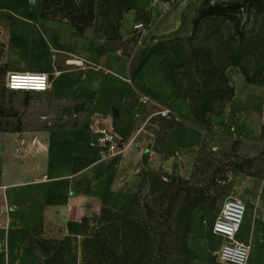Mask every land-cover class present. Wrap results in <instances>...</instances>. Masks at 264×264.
Segmentation results:
<instances>
[{
	"label": "rangeland",
	"instance_id": "obj_1",
	"mask_svg": "<svg viewBox=\"0 0 264 264\" xmlns=\"http://www.w3.org/2000/svg\"><path fill=\"white\" fill-rule=\"evenodd\" d=\"M40 1H33L37 8ZM148 1L152 2V10L137 0L140 11L132 9L124 13L121 29L125 24L131 36L126 40L122 37V40L107 41L111 49L132 55L137 65L150 52L161 54L158 56L162 63L172 70L168 80L178 85L181 96L191 97L197 103L213 101L216 111L226 94L225 80L229 81L231 68L249 84L264 89V11L256 8L260 3L264 7V0ZM222 1L242 4L234 19L210 16L195 26L208 4ZM96 7H99L96 26L87 29L95 35L112 17L108 13L113 14L116 5L97 0ZM131 11L136 16L129 18ZM173 11L178 13L176 19L170 14ZM139 23L145 26L141 31L135 28ZM6 50L7 45L0 36V132L87 126L89 121L95 122L92 118L64 116L49 97L8 90L6 81L10 72L5 61ZM133 107H127L125 118L117 124L114 120L95 122L101 128H111L114 124L118 138L116 151L121 150L122 137H128L143 124L144 119L131 117ZM165 108L148 121V127L157 134L156 152L163 149L172 124L182 127L190 121L177 117L170 109L164 115ZM191 117L190 122L194 121L204 132L200 145L179 150L174 156L155 152L147 157L139 173L140 184L129 194L133 197L132 203L115 210L93 202L81 236L50 238L42 224H33L27 219L12 221L11 206L0 189V264H48L49 260L56 264L61 259L65 264H83V257L87 255L85 247L93 238L106 242L111 251L125 255L129 264H224L219 254L225 240L214 234L213 222L228 198L243 199L247 194L237 184L240 176L264 174V129L260 140H252L233 127L217 131L209 118L205 123L202 116L198 118L192 113ZM202 192L221 196L218 209L210 208L211 202L206 200L186 212L185 197H201ZM254 204L253 200L248 201V206ZM130 222L137 225L134 235L141 239L136 249L132 248L133 240L124 238L132 235ZM21 225L22 229L15 228ZM251 234V225L245 219L237 239L250 244V264H264V229L260 248L253 243Z\"/></svg>",
	"mask_w": 264,
	"mask_h": 264
},
{
	"label": "crops",
	"instance_id": "obj_2",
	"mask_svg": "<svg viewBox=\"0 0 264 264\" xmlns=\"http://www.w3.org/2000/svg\"><path fill=\"white\" fill-rule=\"evenodd\" d=\"M141 4L152 10L151 1L141 0ZM170 14L178 16L177 11ZM135 16L134 11L129 13V18ZM128 29L122 26L124 40L131 36ZM0 36L7 45L9 72L47 73L53 80L48 91L19 92L49 97L66 117L117 124L125 118L127 107L134 105L131 117L144 119L135 132L122 137L123 148L113 153L99 141V124L90 121L87 126L0 132V189L11 206L12 221L42 224L50 238L81 236L93 202L120 210L137 190L143 163L156 152L157 134L148 121L162 107L191 121L190 103L178 96L161 57L150 58L134 76L137 59L132 55L111 49L93 31L78 34L67 23L41 17L32 0H0ZM229 81L235 96L222 115H209L212 128L233 127L249 139L260 140L264 89L249 84L232 68ZM190 121L168 130L163 149L156 153L174 156L179 150L199 146L204 132ZM111 128L115 130L114 124ZM237 184L247 193L237 199L247 205L250 199L255 203L248 206L245 219L251 225L253 243L260 248L264 177L243 175Z\"/></svg>",
	"mask_w": 264,
	"mask_h": 264
},
{
	"label": "trees",
	"instance_id": "obj_3",
	"mask_svg": "<svg viewBox=\"0 0 264 264\" xmlns=\"http://www.w3.org/2000/svg\"><path fill=\"white\" fill-rule=\"evenodd\" d=\"M104 3H112L114 2L115 12L112 14L110 11L108 14H111L109 21L102 26L101 30L96 32V36L98 38L104 39L107 38L106 41H117L122 40L121 35V24L124 20L123 15L125 12L137 9L139 10V5L137 4V0H102ZM97 0H41L40 4L38 5V12L41 17L46 19H52L55 21L67 23L73 26L78 34H83L87 29L96 26L97 21V10L99 7H96ZM258 11L263 12L264 7L263 4L260 3L256 5ZM242 4L239 2H225L222 1L220 3H210L208 4L201 12L199 18L195 21V26L197 27L199 22L206 17L210 16H220L234 19L236 14L241 10ZM140 11V10H139ZM112 18V19H111ZM104 35V36H100ZM161 55L157 52H150L148 53L143 59L140 60L139 64L137 65L133 75H137L140 70L143 68L144 64L152 57ZM168 74L172 70L170 67H167L166 63L163 62ZM213 70L216 71V66L213 65ZM212 70L209 71V74H212ZM226 83V94L222 97V104L220 105L219 111H216L214 108L215 103L213 101H207L202 103H197L191 97H182L180 89L176 83H172L177 87L178 96L180 98L186 99L190 103L191 112L196 117L203 118L204 122L207 123L209 121V116L206 118V115L209 114H218L222 115L224 111V107L227 102L231 101L232 98L235 96V88L229 84L228 79L225 80ZM210 88V87H207ZM181 127L178 124L174 123L170 126L169 129ZM20 131V130H18ZM120 148L122 149V143H120ZM255 177L262 178L264 174H250ZM219 193H225L223 190H219ZM128 200L126 205H130L132 202V196H128ZM209 200L211 202V207L214 210L218 209V204L221 201V196L213 195V194H206V192H202L201 197L192 198L190 195H187L183 200L185 205V211L189 208H198L199 204L203 201ZM136 201V200H134ZM129 225V233L131 236L125 235V240H133L134 244L132 248H138V244L141 242V239L134 235L137 231V225L132 224L131 222ZM137 234V233H136ZM134 235V236H133ZM123 238V239H124ZM102 249V252H100ZM85 252L87 255L83 257V264H110L108 261L109 259H113L112 264H129L127 262V257L125 255L115 253L111 251L108 244L106 242H101L96 238H93L89 241V244L85 247ZM99 253L101 255L98 257ZM126 253V252H125ZM128 254V253H127ZM60 259V258H59ZM54 260H49L48 264H52ZM56 264H65L64 260H57Z\"/></svg>",
	"mask_w": 264,
	"mask_h": 264
},
{
	"label": "built area",
	"instance_id": "obj_4",
	"mask_svg": "<svg viewBox=\"0 0 264 264\" xmlns=\"http://www.w3.org/2000/svg\"><path fill=\"white\" fill-rule=\"evenodd\" d=\"M36 1V0H32ZM136 30L145 28L143 23L136 24ZM53 80L47 73L10 72L6 81V87L13 92H43L52 87ZM170 110L165 108L164 115ZM101 134L99 141L105 145L109 152H116L118 138L113 128H99ZM248 212L246 202L237 198H228L220 213L213 222V232L222 237L225 242L220 249V260L224 264H250L251 246L245 241L237 239Z\"/></svg>",
	"mask_w": 264,
	"mask_h": 264
}]
</instances>
